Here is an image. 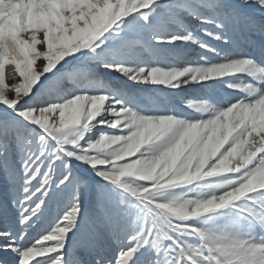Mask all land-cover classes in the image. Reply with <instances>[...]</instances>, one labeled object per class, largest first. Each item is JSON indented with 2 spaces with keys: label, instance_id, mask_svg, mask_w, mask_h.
Masks as SVG:
<instances>
[{
  "label": "snow or ice",
  "instance_id": "6c2138e0",
  "mask_svg": "<svg viewBox=\"0 0 264 264\" xmlns=\"http://www.w3.org/2000/svg\"><path fill=\"white\" fill-rule=\"evenodd\" d=\"M0 264H264V0H0Z\"/></svg>",
  "mask_w": 264,
  "mask_h": 264
}]
</instances>
